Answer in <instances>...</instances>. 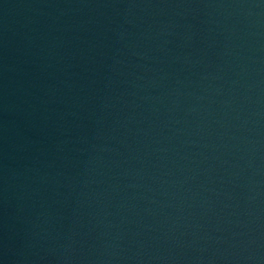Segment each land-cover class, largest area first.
Wrapping results in <instances>:
<instances>
[{
  "label": "water",
  "instance_id": "water-1",
  "mask_svg": "<svg viewBox=\"0 0 264 264\" xmlns=\"http://www.w3.org/2000/svg\"><path fill=\"white\" fill-rule=\"evenodd\" d=\"M0 264H264V0H0Z\"/></svg>",
  "mask_w": 264,
  "mask_h": 264
}]
</instances>
